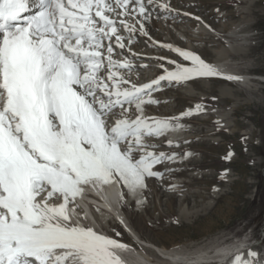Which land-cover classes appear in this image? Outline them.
Returning a JSON list of instances; mask_svg holds the SVG:
<instances>
[{
	"label": "snow or ice",
	"instance_id": "snow-or-ice-1",
	"mask_svg": "<svg viewBox=\"0 0 264 264\" xmlns=\"http://www.w3.org/2000/svg\"><path fill=\"white\" fill-rule=\"evenodd\" d=\"M156 9L180 15L161 0H0V264H125L117 250L127 244L72 220L76 198L114 180L136 196L146 178L173 171L154 166L177 154L150 150L158 145L145 139L183 127L144 115L162 81L243 79L166 44L191 63L171 60L157 79L125 87L119 70L132 64L113 59L115 45L126 47L120 29L131 36L136 19L147 36ZM125 105L139 114L131 118ZM248 255L238 264H264Z\"/></svg>",
	"mask_w": 264,
	"mask_h": 264
},
{
	"label": "rangeland",
	"instance_id": "rangeland-1",
	"mask_svg": "<svg viewBox=\"0 0 264 264\" xmlns=\"http://www.w3.org/2000/svg\"><path fill=\"white\" fill-rule=\"evenodd\" d=\"M161 1L171 2L170 7L180 15L167 17L156 9L160 16L153 13L149 20L156 34L194 47L209 61L219 57L215 50L220 49L236 71L253 79L241 84L223 77L161 82L151 93L158 103L144 105L146 116L175 118L183 127L145 139L158 145L150 150L177 154L175 160L154 166L157 171H173L165 172L162 179L146 178L147 187L136 196L122 184L124 216L141 237L160 246L194 245L214 236L223 240L236 237L246 240L247 255L256 252L264 259V0ZM240 23L244 24L240 28L244 39L228 36ZM207 26L220 28L222 36L211 34ZM134 38L143 43L144 48L139 49L146 54L157 51L146 36L135 34L130 39ZM229 40L241 41L239 53L228 50ZM149 69H133L129 74L146 80ZM125 108H132L131 118L139 114L135 105ZM186 112L190 114L182 115ZM101 222L111 235L134 249H143L112 217ZM143 250L158 258L154 251Z\"/></svg>",
	"mask_w": 264,
	"mask_h": 264
},
{
	"label": "bare ground",
	"instance_id": "bare-ground-1",
	"mask_svg": "<svg viewBox=\"0 0 264 264\" xmlns=\"http://www.w3.org/2000/svg\"><path fill=\"white\" fill-rule=\"evenodd\" d=\"M169 4H171V2H169ZM149 7H151V6H149ZM191 12H193V11H191ZM161 15H163V14H161ZM115 18L117 20L123 19V17H115ZM130 22L134 23L136 28H137V32H134V33H136V35H142L138 31L140 25H139V23L136 22V19H133ZM242 25H244V24L240 23V24L236 25L230 31V35H228V36H231V37L236 38V39L239 38V39L243 40L244 35L240 31V28ZM117 26L119 27V24ZM209 26H207L206 29L211 34L217 35L218 37L222 36V32H221L220 28H213V26H211V28H208ZM145 27L149 33V35H147L146 37L157 47V49H156L157 51L156 52L150 51V53H151L150 55H148L149 53L146 54L147 51L140 50V49L144 48L143 43L136 41L135 38L131 40L130 39L131 37L130 36L128 37V35H129L128 32L126 30H124L123 28L120 29V35L121 36H123V33L128 34L126 37L123 36V37H125L124 43L126 45L124 50L127 53V55H125L124 53H123V55L127 56L128 59L124 58L123 55L120 56V58L121 57L124 58L122 60L123 61L125 60V62L126 61L131 62V64H132L131 70L138 69L139 71L140 70L145 71V70L150 68L148 70V72L151 71L147 75L146 80L145 79L142 80L141 76H140V79L137 80V79H135L134 75L131 76V74H129V72H131V71H129L128 69L121 68L119 70L123 76H126L128 79H132L133 81H137V86L143 85L145 83H150L152 80L157 79L159 76L163 75L165 68L170 70L174 67L173 64H171V63L168 64V63L164 62L162 59H159L158 56H156V55H158V53L161 54L162 57H171L172 56L173 58L171 57L172 58L171 60H175V61L180 62V63H185V64L191 63L190 61H184L183 58L181 56H179V54H176L174 51L169 50L166 47H162V45H166V44H171L175 47H179V48H182L185 50H190V51L195 52L196 54L200 55L201 58H203L206 62L212 63L215 66H217L220 69V71L223 72L225 75L231 74V75L243 77L242 80H232L234 82L241 84V83H247L253 79L252 75H249L246 73H240V72L236 71V69H234V67L229 64L230 62H227L225 60L227 58V56L222 57L223 52H221L220 49L215 50L217 52V54L219 55V57L214 59L213 61H209V60L205 59L203 57V55L200 54V52H198L192 46H183L182 44L178 43L177 39L174 42L171 41V39L170 40L163 39L162 34H160V33L156 34L155 31H153V28L149 24V20L146 22ZM127 38H128V40H127ZM113 39H115V37H113ZM156 39L158 40V43L154 41ZM113 41H115V40H113ZM105 44H107V41H105ZM137 44H139L138 47H136ZM146 44H148L151 47V45L148 42ZM145 46H147V45H145ZM227 48H228V50L232 51L233 53H239L241 50V41L240 40L239 41L229 40ZM115 49L116 48L114 47V50ZM164 51H167V53H164ZM160 52H162V53H160ZM136 60H138L140 62H136ZM149 62H151V63H149ZM164 64H167V65L164 66ZM161 65H163V67ZM153 66L155 67V69L153 68ZM105 67H106V65H105ZM151 67L153 69H151ZM152 70H156V71L161 70V73L159 75H156L157 73H155V75H156L155 76L153 73L154 71H152ZM100 75L106 76V71L104 69H102L100 72ZM145 77L146 76H142V78H145ZM106 82L111 84L110 81H106ZM126 87H130V86H126ZM131 110H132V108H129L128 113H130ZM146 114L147 113H145V108H144V115L146 116ZM134 116H136V115H134ZM123 188L124 187L122 186V183H120L118 180H114L113 182L104 185L102 188L93 187L91 185L85 186V191H84L83 195L78 196L76 198L75 203H76V205H79V207H76L75 210L72 211V220L75 222L82 223L86 226H90L94 230L98 231L101 234L106 233L108 235H111L110 232L109 233L107 232V230L105 229V225L101 221H103V219L105 221H107V220L109 221V219L112 217L115 221H117L119 224H121V226L127 232L129 230L131 232V234H130L131 236L135 235V237L137 239L134 237H132V238L135 241L137 240L136 242L139 243L143 249H146L149 251H151V250L154 251L156 256L158 257V258L152 257V256H155V255H153L152 252H151V254H152V256H151L149 252H146L145 250H143L141 248L140 249H138V248L134 249V247H132V248L128 247L127 250H123V249L117 250V254L122 258V260L125 262V264H202V263L203 264H210V263L215 264V263H217V261L219 262L217 264H238L237 259H236L238 256L240 257L241 261L251 259L250 256L247 255V248L248 247H247V243L245 242L246 241L245 239L234 240V239L226 238L223 240L221 237L214 236V237L205 238V239L197 242L194 245H180V246H172V247L160 246V245H158V244H156L150 240L144 239L143 237L140 236V234L137 232L135 227L131 224L128 216L127 217L124 216V212H123L124 206H123V202H122L123 197L121 198V194L123 193V195H124ZM72 207H73L72 205H69L70 209ZM97 207H99V209H100L99 212L96 211ZM94 220L96 221V223L98 225H100V228L103 231L98 227V225H96ZM111 236H113V235H111ZM113 237H116V236H113ZM117 238H119V237H117ZM124 241L125 240H123L122 242L125 244L126 242H124Z\"/></svg>",
	"mask_w": 264,
	"mask_h": 264
}]
</instances>
